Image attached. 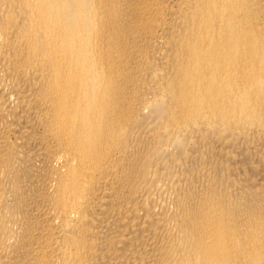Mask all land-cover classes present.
Segmentation results:
<instances>
[{"label":"bare ground","instance_id":"obj_1","mask_svg":"<svg viewBox=\"0 0 264 264\" xmlns=\"http://www.w3.org/2000/svg\"><path fill=\"white\" fill-rule=\"evenodd\" d=\"M0 264H264V0H0Z\"/></svg>","mask_w":264,"mask_h":264}]
</instances>
